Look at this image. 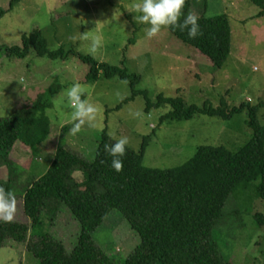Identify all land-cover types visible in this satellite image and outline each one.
<instances>
[{"label": "rangeland", "instance_id": "1", "mask_svg": "<svg viewBox=\"0 0 264 264\" xmlns=\"http://www.w3.org/2000/svg\"><path fill=\"white\" fill-rule=\"evenodd\" d=\"M12 0H0V10H8ZM190 11L198 17L226 15L230 23L231 53L220 70L208 59L163 28L151 39L137 22L141 13L132 9L141 0H18L0 20V117H7L31 106L49 86L57 91L51 96L52 106L45 114L49 134L36 152L17 143L10 156L12 166L0 165V187L15 194L17 210L14 220L29 224L23 210V196L28 185L41 176L50 164L57 144L93 160L97 141L103 132L111 141L126 136V148L139 152L144 138H149L143 165L150 169L170 170L191 161L203 146L225 147L232 153L244 147L252 136L247 114H234L230 119L197 113L192 119L162 120L172 110L170 104L156 106L158 96L182 97L185 103L203 105L210 101L219 106L225 100L230 107L241 102L262 103L257 118L264 124V17L250 0H191ZM40 30L49 52L63 49L72 55L64 61L38 58L31 50L25 60H9L5 47L20 46L24 35ZM89 40L80 39L87 32ZM100 36L102 47L89 55L91 37ZM70 37H77L76 40ZM78 55V57L76 56ZM79 55L102 64L126 69L141 81L137 90L148 93L152 106L146 111L147 98L138 94L132 100L128 83L117 78L86 80L87 65ZM79 82L91 85L82 98L99 106L96 127L87 125L75 136L67 89ZM121 103L119 108H116ZM135 113H140L136 116ZM65 129L62 131V128ZM61 134V135H60ZM78 182L81 173L73 174ZM234 193L224 209V219L214 229L213 237L226 261L232 264H264V226L254 216H264V201L257 198L256 186ZM42 231L62 244L70 253L78 243L81 226L70 212L60 206L50 223L43 215ZM97 248L105 256L124 264L141 242L127 220L111 211L93 235ZM0 264H38L24 245L8 243L0 250Z\"/></svg>", "mask_w": 264, "mask_h": 264}, {"label": "trees", "instance_id": "2", "mask_svg": "<svg viewBox=\"0 0 264 264\" xmlns=\"http://www.w3.org/2000/svg\"><path fill=\"white\" fill-rule=\"evenodd\" d=\"M18 0H12L8 10H0V20ZM259 9L256 17H264V0H250ZM192 7L186 0L183 14ZM183 20V15L181 21ZM202 35L190 39L184 32L170 28L172 34L186 46L205 56L215 70H220L231 53L232 32L228 17H199ZM1 47L0 50H2ZM33 50L38 58L64 61L72 55L63 49L49 52L40 30L24 35L20 46L5 47L9 60H25ZM78 57V55H76ZM87 65L86 80L117 78L131 86V96L147 98L146 111L152 103L148 93L137 90L141 79L126 69L102 64L79 55ZM57 91L49 86L31 106L21 108L7 117H0V165H15L9 161L17 143L36 152L49 134V119L45 114L52 106L51 96ZM121 103L116 107L119 108ZM170 104L172 110L162 117L177 120L192 119L197 113L230 119L246 112L247 125L252 130L250 141L232 153L225 147H200L195 157L180 168L150 169L143 165L149 138H144L137 153L126 148L121 157L123 170L111 167L112 157L104 151L105 144H113L103 132L97 141L93 160L73 153L65 145L57 144L46 171L28 185L23 196L24 214L29 224L0 221V250L8 243L24 245L38 264H118L96 247L93 235L113 210L120 212L140 239V246L124 264H232L222 256L213 232L224 219V209L234 193L256 186L257 198L264 201V124L257 118L262 103L241 102L230 107L225 100L219 106L210 101L203 105L186 104L182 97L158 96L156 106ZM65 127L62 128V131ZM61 135V134H60ZM15 169L13 166L11 171ZM81 173L78 182L73 174ZM9 190V184L5 186ZM64 206L81 226L78 243L70 253L62 244L42 231L45 219L50 223L58 208ZM258 226H264V216H254Z\"/></svg>", "mask_w": 264, "mask_h": 264}, {"label": "clouds", "instance_id": "3", "mask_svg": "<svg viewBox=\"0 0 264 264\" xmlns=\"http://www.w3.org/2000/svg\"><path fill=\"white\" fill-rule=\"evenodd\" d=\"M186 0H141V2L134 3L131 7L134 11L141 13L137 17V22L149 25L144 29L147 38L156 37L163 28L178 29L181 32L187 30V35L190 39H195L202 35L200 25L198 23L199 17L192 11L186 15L183 14ZM183 15V20L181 17ZM80 39L89 40L88 31L80 34ZM76 40L77 37H70ZM102 47V38L100 36L91 37L90 47L88 49L89 55L95 56L98 50ZM91 85L80 84L79 82L72 84L67 89L66 95L71 108V122L72 127L70 134L75 136L80 133L84 126L94 128L96 127L97 115L100 111L98 105L92 103L89 99L82 98L85 96L87 90ZM139 116L140 113H135ZM113 144H105L104 151L112 157L111 167L116 172L123 170V161L121 157L126 155V145L129 139L126 136L115 138ZM17 210L16 197L13 192L5 191L0 187V221L4 223H11Z\"/></svg>", "mask_w": 264, "mask_h": 264}]
</instances>
